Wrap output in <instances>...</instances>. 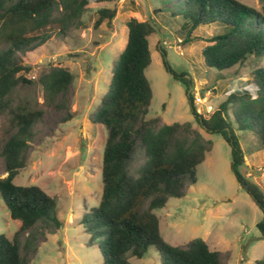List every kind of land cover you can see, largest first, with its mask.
I'll use <instances>...</instances> for the list:
<instances>
[{"label":"trees","instance_id":"16d2710c","mask_svg":"<svg viewBox=\"0 0 264 264\" xmlns=\"http://www.w3.org/2000/svg\"><path fill=\"white\" fill-rule=\"evenodd\" d=\"M104 3L107 0H95ZM174 19L184 21L186 41L199 27L217 26L222 33L205 37L202 50L207 68L223 71L242 65L249 56H264V13L237 0H166ZM88 0H0V116L8 124L7 138L1 147L6 176L0 178V199L11 219L20 228L9 239L0 234V264H31L37 243L51 229H59L56 202L37 186H16L14 179L26 166L33 127L42 121L44 111L22 90L39 86L43 104L66 111L64 123L72 118L67 106L72 73L59 65H47L36 79L25 77L30 67L22 56L50 38L47 31L65 33L82 25ZM60 11L59 16H54ZM160 13L162 10L154 11ZM115 9L101 8L93 28L110 24ZM126 45L113 62L107 92L89 118L105 131L101 163L102 193L97 206L80 221L90 242L98 241L103 264H131L154 248L160 264H228L229 251H212L200 238L182 246L167 243L160 233V218L155 211L170 199H181L196 183V168L213 144L200 134L191 137L188 123L161 125L158 117L146 119L153 92L145 75L151 64L149 37L155 25L148 18L126 23ZM164 68L185 87L190 112L207 132L217 133L230 148L231 171L239 188L247 193L262 213L256 228L264 239V190L239 170L244 155L233 133L250 132L264 146V66L254 69L248 81L253 91L230 93L210 116L196 113L193 83L184 74H175L165 55ZM189 93V94H188ZM254 264H264L257 260Z\"/></svg>","mask_w":264,"mask_h":264},{"label":"rangeland","instance_id":"374dc122","mask_svg":"<svg viewBox=\"0 0 264 264\" xmlns=\"http://www.w3.org/2000/svg\"><path fill=\"white\" fill-rule=\"evenodd\" d=\"M264 13V0H237ZM82 25L65 33L57 28L47 31L50 38L35 50L22 56L30 71L28 79H36L47 65H59L73 75L67 106L72 118L65 122L66 111H56L43 104L39 86L22 90L32 97L36 109L44 111L42 121L33 127L26 166L14 179L16 186H37L56 202L59 229L52 228L46 239L37 243V252L31 255V264H103L98 241L90 242L80 221L85 213L98 205L102 193L101 163L105 131L89 122L101 97L107 92L113 62L123 51L128 36L126 26L130 18L138 21L151 19L155 33L149 37L151 64L145 75L153 97L146 119L158 117L160 124L188 123L187 133L200 134L213 144L205 161L196 168V183L189 186L181 199H170L160 210L162 238L173 246L185 245L200 238L212 251H229L228 264H254L264 259V239L256 225L262 218L259 208L243 192L231 171L230 148L217 133L201 128L190 112L185 87L167 72L162 56L171 70L190 78L199 94L218 109L234 91L252 90L250 73L264 66V56H249L242 65L217 71L203 63L201 50L207 45L203 39L223 32L217 26L199 27L185 39L188 29L181 30L184 21L170 16L166 0H107L96 3L88 0ZM115 9L110 24L94 29L97 11ZM162 10L160 13L154 11ZM56 11L54 16H59ZM1 45L0 48H4ZM8 124L0 116V152L7 138ZM244 165L239 168L253 183L264 190V146L250 132L233 129ZM6 176L0 153V178ZM18 220L11 219L0 199V234L11 239L20 228ZM131 264H160L154 248Z\"/></svg>","mask_w":264,"mask_h":264},{"label":"built area","instance_id":"2783aa9c","mask_svg":"<svg viewBox=\"0 0 264 264\" xmlns=\"http://www.w3.org/2000/svg\"><path fill=\"white\" fill-rule=\"evenodd\" d=\"M191 94L193 98V104L198 115L208 117L215 111V109H213L211 105H208L205 109L203 108V105L207 102L208 99L205 94H199L197 91H195V88L194 93L192 89Z\"/></svg>","mask_w":264,"mask_h":264},{"label":"water","instance_id":"95a60500","mask_svg":"<svg viewBox=\"0 0 264 264\" xmlns=\"http://www.w3.org/2000/svg\"><path fill=\"white\" fill-rule=\"evenodd\" d=\"M189 94V93H188Z\"/></svg>","mask_w":264,"mask_h":264}]
</instances>
